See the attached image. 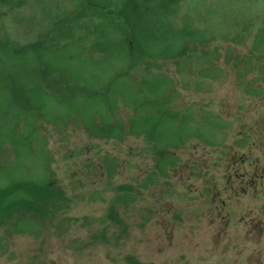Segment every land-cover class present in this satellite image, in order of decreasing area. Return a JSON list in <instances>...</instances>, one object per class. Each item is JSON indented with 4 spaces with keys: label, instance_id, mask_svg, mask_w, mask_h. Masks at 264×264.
Listing matches in <instances>:
<instances>
[{
    "label": "rangeland",
    "instance_id": "obj_1",
    "mask_svg": "<svg viewBox=\"0 0 264 264\" xmlns=\"http://www.w3.org/2000/svg\"><path fill=\"white\" fill-rule=\"evenodd\" d=\"M23 1L20 7L0 3V36L4 30L22 45L63 43L97 21L77 0ZM185 14L214 36L196 51L209 54L220 73L200 76L199 63L182 74L172 62L149 70L174 80L173 109L191 107L224 121V143L190 140L170 149L174 161L161 175L152 143L128 133L132 109L120 100L114 119L126 131L121 141L90 136L76 120L59 126L39 121L45 172L35 154L8 168L17 153L5 143L0 180L12 171L45 176L66 200L47 208L53 214L37 235L17 233L14 218L4 220L0 264H127V256L142 264H264V52L252 49L264 27V0H184L178 24ZM144 72L141 65L136 77ZM30 147L35 150L37 141ZM123 185L131 188L129 198ZM111 209L123 225L109 218Z\"/></svg>",
    "mask_w": 264,
    "mask_h": 264
},
{
    "label": "trees",
    "instance_id": "obj_2",
    "mask_svg": "<svg viewBox=\"0 0 264 264\" xmlns=\"http://www.w3.org/2000/svg\"><path fill=\"white\" fill-rule=\"evenodd\" d=\"M77 1L84 14L98 21L84 25L83 34L69 41L21 45L6 31L1 33L0 145L11 144L17 153L16 162L8 168L16 170L22 156L35 154L45 172L47 158L44 143L38 139L39 121L59 126L76 120L90 136L123 140L126 131L114 119L119 100L133 109L128 133L143 135L152 143L161 175L174 161L170 149L194 138L210 147L224 143V121L206 111L196 113L191 107L182 114L172 109L174 80L149 70L172 62L182 74L199 63L203 65L200 76L213 79L220 73L207 58L209 54L196 51L197 46L214 41L212 33L194 27L187 14L180 24L176 22L184 0ZM0 3L20 7L24 1ZM252 49L264 52V27L257 31ZM141 65L146 72L137 78ZM247 92L260 93L252 88ZM34 140L37 147L32 150ZM5 168L1 167L0 173ZM12 173L0 180V224L14 218L15 232L37 235L43 220L53 214L47 208L66 200L64 191L45 176L16 177ZM120 189L130 197L129 186ZM109 218L123 225L113 209ZM125 262L142 264L133 256L125 257Z\"/></svg>",
    "mask_w": 264,
    "mask_h": 264
},
{
    "label": "flooded vegetation",
    "instance_id": "obj_3",
    "mask_svg": "<svg viewBox=\"0 0 264 264\" xmlns=\"http://www.w3.org/2000/svg\"><path fill=\"white\" fill-rule=\"evenodd\" d=\"M0 17H1V16H0ZM97 21H98V20H97ZM29 43H30V42H29ZM19 44H20V43H19ZM21 45H22V44H21ZM23 45H24V44H23ZM170 101H171V99H170ZM170 107H171V103H170ZM127 108H131V109H132V107H127ZM171 108H172V107H171ZM172 109H173V108H172ZM174 110H175V109H174ZM132 111H133V109H132ZM177 112H178V111H177ZM179 113H180V112H179ZM180 114H182V113H180ZM191 140H197V139L194 138V139H191ZM189 141H190V140H189ZM189 141H188V142H189ZM197 141H199V140H197ZM199 142H201V141H199ZM201 143H202V142H201ZM186 144H187V143H186ZM186 144H185V145H186ZM202 144H203V143H202ZM185 145H183V146H185ZM204 145H205V144H204ZM180 147H182V146H180ZM180 147H179V148H180ZM176 149H178V148H176Z\"/></svg>",
    "mask_w": 264,
    "mask_h": 264
}]
</instances>
